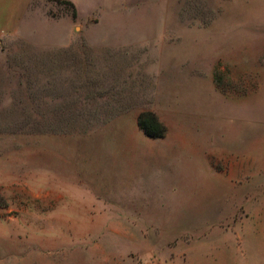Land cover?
I'll return each instance as SVG.
<instances>
[{
    "label": "rangeland",
    "instance_id": "rangeland-1",
    "mask_svg": "<svg viewBox=\"0 0 264 264\" xmlns=\"http://www.w3.org/2000/svg\"><path fill=\"white\" fill-rule=\"evenodd\" d=\"M0 189V264H264V0H0Z\"/></svg>",
    "mask_w": 264,
    "mask_h": 264
},
{
    "label": "trees",
    "instance_id": "trees-1",
    "mask_svg": "<svg viewBox=\"0 0 264 264\" xmlns=\"http://www.w3.org/2000/svg\"><path fill=\"white\" fill-rule=\"evenodd\" d=\"M138 125L141 130L151 138H161L167 133V126L153 111H145L139 115ZM8 198L0 189V206H7Z\"/></svg>",
    "mask_w": 264,
    "mask_h": 264
},
{
    "label": "crops",
    "instance_id": "crops-1",
    "mask_svg": "<svg viewBox=\"0 0 264 264\" xmlns=\"http://www.w3.org/2000/svg\"><path fill=\"white\" fill-rule=\"evenodd\" d=\"M164 112H162L163 114ZM161 116H164V119L166 121V123L168 124V132H171V129H172V125H171V122L167 119V117L165 116V114L161 115ZM133 118V121L134 123L139 127L138 125V115H133V116H130ZM118 123H122V121H119ZM140 128V127H139ZM141 129V128H140ZM117 137H120V136H117Z\"/></svg>",
    "mask_w": 264,
    "mask_h": 264
}]
</instances>
